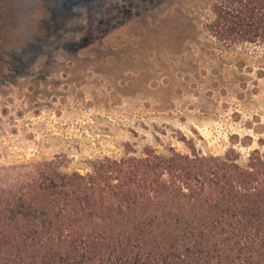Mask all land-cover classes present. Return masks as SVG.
I'll list each match as a JSON object with an SVG mask.
<instances>
[{"label": "rangeland", "instance_id": "obj_1", "mask_svg": "<svg viewBox=\"0 0 264 264\" xmlns=\"http://www.w3.org/2000/svg\"><path fill=\"white\" fill-rule=\"evenodd\" d=\"M211 0H0V166L264 150V52L203 29Z\"/></svg>", "mask_w": 264, "mask_h": 264}, {"label": "trees", "instance_id": "obj_2", "mask_svg": "<svg viewBox=\"0 0 264 264\" xmlns=\"http://www.w3.org/2000/svg\"><path fill=\"white\" fill-rule=\"evenodd\" d=\"M203 29L264 52V0H211ZM145 147L65 172L0 166V264H264V150Z\"/></svg>", "mask_w": 264, "mask_h": 264}]
</instances>
